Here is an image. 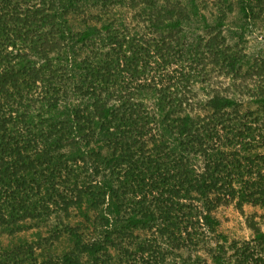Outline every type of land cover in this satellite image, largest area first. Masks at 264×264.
Listing matches in <instances>:
<instances>
[{
    "label": "trees",
    "instance_id": "1",
    "mask_svg": "<svg viewBox=\"0 0 264 264\" xmlns=\"http://www.w3.org/2000/svg\"><path fill=\"white\" fill-rule=\"evenodd\" d=\"M259 2L240 0V16ZM217 5L208 19L204 0H0V228L81 219L60 228L62 254L24 242L0 264H113L109 248L121 264H264L254 218L238 240L213 212L264 208V85L246 109L203 92L210 69L240 71L219 38L232 3ZM254 75L264 62L239 94Z\"/></svg>",
    "mask_w": 264,
    "mask_h": 264
},
{
    "label": "rangeland",
    "instance_id": "2",
    "mask_svg": "<svg viewBox=\"0 0 264 264\" xmlns=\"http://www.w3.org/2000/svg\"><path fill=\"white\" fill-rule=\"evenodd\" d=\"M219 1L204 0L206 7L203 8L202 12L208 19L217 12L216 8ZM229 1L232 3V10L227 12L219 38L223 41L224 46H227L230 51L239 56V75L235 78L226 72L220 73L217 69H210L209 85L203 92L210 88H216L229 96L235 97L241 103L242 109H246L253 105L250 97L252 96L251 92L258 84L264 85V75H254L253 78H247L246 85L240 86L242 90L245 87L249 88L242 93L243 95L239 94L234 85L243 80L241 76L248 68L264 62V0H260L254 9V16H256L255 14L257 16L249 19L240 16V0ZM122 12L124 13V10ZM122 12L120 11L121 14ZM190 32H197L202 37H206L205 32L201 30L197 23L190 26ZM213 212L220 222L218 230L228 235L229 238L248 239L252 234L251 229L247 226L248 219L251 217L254 218L257 225L264 232V208L259 206L243 204L238 207L236 200L229 198L218 204ZM80 222L81 219L77 212L71 210L69 215H53L47 220L35 222L30 227H23L13 234H8L0 228V250L24 242H37L34 255L38 259L44 258L47 253L62 254L71 248V241L66 233L59 232L60 228L63 224L75 226ZM28 224L32 223L29 222ZM137 233L142 235L141 231ZM91 237L92 233L87 232L84 235V240H89ZM108 253L111 257V263L121 264L120 257L117 256L113 248H109ZM83 260L86 262V258Z\"/></svg>",
    "mask_w": 264,
    "mask_h": 264
}]
</instances>
